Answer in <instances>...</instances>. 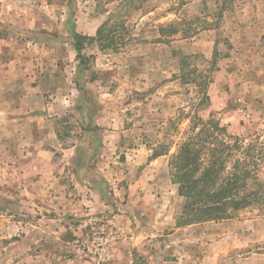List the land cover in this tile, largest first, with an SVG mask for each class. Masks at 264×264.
<instances>
[{
	"label": "rangeland",
	"instance_id": "374dc122",
	"mask_svg": "<svg viewBox=\"0 0 264 264\" xmlns=\"http://www.w3.org/2000/svg\"><path fill=\"white\" fill-rule=\"evenodd\" d=\"M7 9L23 23L8 20ZM109 17L127 33L116 37L115 49L84 40L89 63L79 71L70 29L96 36ZM172 29L173 38L159 40ZM39 82L41 92L33 93L43 92V100H69L42 130L62 183L46 193L20 188L32 184L22 181L29 176L16 167L26 163L11 152L33 140L0 123V264H41L46 253L53 263L67 257L109 264L114 232L124 233V213L136 212L126 199L145 194L135 188L140 181L162 187L166 180L144 171L151 155L169 148V161L192 119L214 113L229 134L264 143V0H0V107L12 96L6 90ZM168 191L174 200L164 193L161 203L178 218L185 198L176 183ZM166 215L163 209L155 217ZM240 222L252 239L243 246L234 235ZM192 224L185 245L174 238V251L163 246L160 255H186L188 264H264V203ZM224 231L230 235L220 236ZM102 236L111 243L103 259L87 249Z\"/></svg>",
	"mask_w": 264,
	"mask_h": 264
},
{
	"label": "crops",
	"instance_id": "0c3cea01",
	"mask_svg": "<svg viewBox=\"0 0 264 264\" xmlns=\"http://www.w3.org/2000/svg\"><path fill=\"white\" fill-rule=\"evenodd\" d=\"M28 7L27 5L18 6V9L15 10L17 13L21 12L18 14H22ZM6 12L7 14L5 17L11 22L23 23L21 19L17 21L12 18L13 16H11V13L13 12L12 14H15L16 12L9 9H7ZM64 90L72 92L75 90L76 92H80L77 87L73 89L72 87L68 88L64 86ZM38 91L41 92L40 82L38 85L33 84L31 89L20 86L19 89L13 88L11 92L6 90L5 92L8 93L7 95L11 94L12 96H8L7 99L5 98L4 104L6 105V109L3 108L4 106L0 107V123H6L7 125L11 124L10 131L18 133L19 130H21L24 132L23 136L26 137V140H29V142L33 140L32 147L18 149L17 152H11V154L13 153L21 157L19 160L21 163H26L23 168L22 166L16 167L20 175L24 169V173L29 176L27 178L28 180L26 178L22 180L21 177L20 180L28 181L32 184H21L20 188H23V186L28 188L32 186L46 193V191L57 187L62 182L60 181V177H57V173L53 175V170L57 167L56 164H54V155L56 151L45 146L47 143L46 138H42L45 131L42 130L45 124L51 122V117H53V115L59 114L60 110L69 104V100L64 98L60 101H45V99H42V97L45 98L43 92L40 95H38V93H33ZM67 96H69V94H67ZM60 105H62V109L59 108ZM54 130L56 129L54 128ZM40 132H42V134L39 135ZM167 155L168 154L159 156L151 155L150 162L146 164L144 168L146 173H152L150 178H156L158 174L165 176L166 180L163 182L164 185L160 187L158 181L155 179L153 181H148L149 179L140 181L141 185H137L138 187L135 188L144 191L145 194L140 192L138 197L131 195V197L129 196V198L126 199L127 203L134 204L132 207L136 208V212L132 209L124 213L123 218L126 221V226H124L125 228L123 229L124 233L114 232L115 241H113L114 244L111 248V259L109 260V264H188V262H186L187 259H185L187 257L186 255L177 257L175 261L174 252L171 253V258L160 255V253L164 251L163 246L172 248L174 251V238L183 242V245H185L186 240L182 239V237L186 236L187 233H193L195 231V229H191L193 224L176 226L177 218H174V210H171L174 209V207L172 208V205L169 203H161L164 193L166 196H170L171 200H174V192L168 191L169 188H172L174 182L170 173V160L168 161ZM163 157L166 158L165 161ZM21 163H19V165H21ZM168 193L170 195H167ZM23 199L28 202L32 201L30 198ZM163 209L166 210L168 216L166 215L164 219L156 218V212L163 211ZM238 226L240 228L238 227V229L234 231V235L236 239L238 238V242L240 243L238 246H243V239L247 237H244V232L241 230V222L238 223ZM206 235H208V233ZM229 235L230 233L224 231L220 236L228 237ZM247 239L252 241L251 237ZM246 244H248V242ZM43 258L41 264H90L78 258L67 257H60L58 258V262L53 263L54 261L47 253Z\"/></svg>",
	"mask_w": 264,
	"mask_h": 264
},
{
	"label": "trees",
	"instance_id": "16d2710c",
	"mask_svg": "<svg viewBox=\"0 0 264 264\" xmlns=\"http://www.w3.org/2000/svg\"><path fill=\"white\" fill-rule=\"evenodd\" d=\"M172 24L161 27L160 35H164L167 27H173ZM175 30H170L166 38L160 37L159 40L169 41L177 34ZM127 31L124 23L111 24V17L97 29L96 36L71 28L80 59L78 70L87 68L89 63L82 52L84 40H98L100 49H115L120 43L116 37L123 39ZM78 88L81 89L79 84ZM78 108L83 109V104L79 103ZM169 151V148L154 150L153 156L168 154ZM263 163L264 143H247L244 137L229 134L214 113L209 120L196 116L169 162L172 180L178 185L179 194L185 198L177 226L234 218L239 211L264 203V177L259 176ZM7 203L11 201L7 200Z\"/></svg>",
	"mask_w": 264,
	"mask_h": 264
},
{
	"label": "built area",
	"instance_id": "2783aa9c",
	"mask_svg": "<svg viewBox=\"0 0 264 264\" xmlns=\"http://www.w3.org/2000/svg\"><path fill=\"white\" fill-rule=\"evenodd\" d=\"M111 243L105 236L99 237L87 246L88 252L94 256L103 259L105 255L110 251ZM100 262V261H99ZM98 262V264H99Z\"/></svg>",
	"mask_w": 264,
	"mask_h": 264
}]
</instances>
